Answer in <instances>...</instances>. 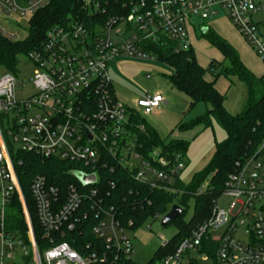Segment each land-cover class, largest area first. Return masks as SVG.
<instances>
[{
    "label": "built area",
    "instance_id": "1",
    "mask_svg": "<svg viewBox=\"0 0 264 264\" xmlns=\"http://www.w3.org/2000/svg\"><path fill=\"white\" fill-rule=\"evenodd\" d=\"M51 0H0V20H28ZM86 22L70 19L53 26L40 49L28 54L35 65L32 95L17 100L23 87L16 75L0 78V264H132L133 246L111 210L97 211L92 236L101 251H79L57 236L74 229L82 199L95 196L103 171L128 170L151 189L175 193L173 185L184 159L161 149L146 157L137 151V134L145 132L134 116L154 113L164 99L143 96L126 108L114 96L106 76L111 57L149 60L148 46L169 41L175 51L188 50L189 34L210 29L218 14L264 63V0H80ZM198 18L201 24L191 27ZM8 40L14 37L0 29ZM139 110V111H138ZM55 159L94 176L87 194L69 186L59 192L36 176L29 184L33 216L41 228L38 244L16 166L20 154ZM205 189L203 184L200 194ZM223 196L234 199L227 210L212 204L207 220L191 231L158 264H264V141L225 181ZM220 195V196H221ZM17 199L25 231L6 230V213ZM162 216H156L155 219ZM108 223H105V220ZM167 242L162 243L164 247ZM212 255L211 259L209 256ZM209 262V263H208Z\"/></svg>",
    "mask_w": 264,
    "mask_h": 264
},
{
    "label": "trees",
    "instance_id": "2",
    "mask_svg": "<svg viewBox=\"0 0 264 264\" xmlns=\"http://www.w3.org/2000/svg\"><path fill=\"white\" fill-rule=\"evenodd\" d=\"M70 19L86 22L87 14L81 11L80 0H51L43 9L37 11L28 20L27 36L21 41L8 40L0 34V67L7 73L17 74V60L40 49L47 32L55 25ZM220 55L221 61L211 60L205 68L195 58L194 51H175L169 41L148 46L157 59L171 69L168 82L172 88L189 99V107L205 105L206 111L191 121L181 124L180 128L201 124L205 128L214 121L225 133V139L215 143L212 158L205 168L195 174L189 185H183L176 179L175 193L151 189L148 185L137 182L132 173L116 167L113 173L103 171L99 182L94 187L95 196L82 199L81 208L76 214V223L71 232L63 237L57 236V242H67L77 250L97 249L103 246L91 234L96 225L97 211L111 210L123 228L137 230L148 219L164 216L174 200L183 212L181 216L168 225H174L177 234L157 251L149 264H158L163 258L175 251L178 244L187 238L191 231L208 219L212 204L220 197L225 181L247 157L253 155L264 141V74L257 77L240 61L237 51L212 29L200 36ZM210 77L211 80H207ZM225 79L229 86L231 78H237L246 88V101L243 109L236 115H230L223 107L225 94L216 90L218 78ZM136 125H143L145 132L137 134V151L146 157L152 150L161 149L170 155L174 153L184 157L188 144L185 142L164 143L160 141L152 128L145 124L139 115L134 116ZM20 166H16L19 184L27 208L31 214L33 229L38 244L43 241L42 231L33 216V203L29 194V184L36 176L43 177L48 185L58 190L60 202L67 197L69 186H74L80 193L87 194L88 189L79 181L81 175L78 166L55 159L42 160L33 154H20ZM205 189L198 194L199 188ZM189 200L194 202V213L189 222L183 221L184 208ZM6 230L25 231L21 205L14 199L6 213ZM167 226V225H166ZM211 259L212 255L209 256ZM127 264V263H123Z\"/></svg>",
    "mask_w": 264,
    "mask_h": 264
},
{
    "label": "rangeland",
    "instance_id": "3",
    "mask_svg": "<svg viewBox=\"0 0 264 264\" xmlns=\"http://www.w3.org/2000/svg\"><path fill=\"white\" fill-rule=\"evenodd\" d=\"M209 23L210 26L211 23H218L224 31L230 32L229 25L221 14L213 17ZM200 24L198 18L191 21V27L197 28ZM211 28L216 30L214 27ZM0 29L14 37L15 41L24 40L27 36L28 18L12 16L0 20ZM238 37L236 36L234 40H237ZM189 41L196 61L201 67L205 68L211 60L221 61L219 53L200 37L197 29L196 33L191 32L189 34ZM252 53L249 48L244 51L245 57L257 65L261 63L264 67V63ZM35 70V65L27 56L18 57L16 81L18 84L22 82L23 87H18L15 90L17 100H25L32 95L31 79ZM6 73V69L0 67V78ZM170 75V67L159 61L154 55L149 60L130 59L122 56L111 57L108 60L106 70V76L111 83L115 99L126 108H134L135 102L143 96L160 94L163 97L165 104L160 105L156 113L143 116L138 111L145 124L154 130L160 141L188 144L183 157L184 169L179 174V180L186 186L189 185L193 176L201 172L208 164L213 156L215 143L222 142L225 139V133L214 121H211V125L207 128L201 124L192 125L185 129L180 128L181 124H190L192 120L204 114L207 107L198 104L194 108H190L189 99L170 86L168 82ZM231 83L229 86L228 82L220 77L216 80L215 86L222 94H225L224 109L230 115H236L241 112L245 105L246 88L237 78H231ZM233 202V198L221 195L216 200V206L219 209L227 210ZM178 204L174 200L168 205L167 212L173 205ZM184 212L182 218L187 223L194 213L193 200L188 201ZM162 217L150 218L137 230L126 231L133 246L132 264H149L162 243L171 240L177 234L174 225L160 226ZM105 223H108L107 219Z\"/></svg>",
    "mask_w": 264,
    "mask_h": 264
},
{
    "label": "crops",
    "instance_id": "4",
    "mask_svg": "<svg viewBox=\"0 0 264 264\" xmlns=\"http://www.w3.org/2000/svg\"><path fill=\"white\" fill-rule=\"evenodd\" d=\"M228 24V23H227ZM226 24V25H227ZM229 25V24H228ZM227 25V26H228ZM209 28L212 29L211 27H214L216 30H213L219 37H221L222 39L226 40L238 53V56L240 58V61L242 62V64L255 76L259 77L261 75L264 74V67H262L261 63H259V65L255 64L251 59H248L247 57H245L244 55V51L248 50V45L242 40V38L238 35V33L233 29V27L228 26V28L230 29V32L227 33L226 31H224L222 29V26L218 23H210L208 24ZM236 36H239L237 38V40H234V38ZM250 49V48H249ZM251 50V49H250ZM252 51V50H251ZM253 54V53H252ZM221 58V57H220ZM219 62V61H218ZM207 80H211L209 77H206ZM216 87V86H215ZM216 90L218 92L219 89L218 87H216ZM221 93V92H220ZM222 94V93H221ZM165 104V102H164ZM156 113V111L154 112Z\"/></svg>",
    "mask_w": 264,
    "mask_h": 264
},
{
    "label": "water",
    "instance_id": "5",
    "mask_svg": "<svg viewBox=\"0 0 264 264\" xmlns=\"http://www.w3.org/2000/svg\"><path fill=\"white\" fill-rule=\"evenodd\" d=\"M205 31L206 29H203L202 33H204ZM78 179L84 187L93 184L95 181L93 175H80ZM182 212L183 210L180 207H178L177 205H173L170 210L161 218L160 226L165 227L169 223L175 221L181 216Z\"/></svg>",
    "mask_w": 264,
    "mask_h": 264
}]
</instances>
